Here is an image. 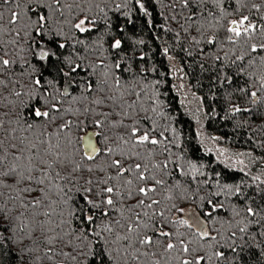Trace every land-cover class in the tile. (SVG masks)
<instances>
[{
	"label": "snow or ice",
	"instance_id": "obj_1",
	"mask_svg": "<svg viewBox=\"0 0 264 264\" xmlns=\"http://www.w3.org/2000/svg\"><path fill=\"white\" fill-rule=\"evenodd\" d=\"M227 3L0 0V264H264V0ZM173 43L222 53L247 149L172 152Z\"/></svg>",
	"mask_w": 264,
	"mask_h": 264
},
{
	"label": "trees",
	"instance_id": "obj_2",
	"mask_svg": "<svg viewBox=\"0 0 264 264\" xmlns=\"http://www.w3.org/2000/svg\"><path fill=\"white\" fill-rule=\"evenodd\" d=\"M117 2H122V0H117ZM167 3V0H161V4L157 6L156 10L163 12L165 15L169 14V9L163 7V4ZM114 7V5H113ZM235 3L228 5L226 0V11L232 12L233 8H235ZM245 14L247 10H244ZM264 14V9L261 10V13L257 14L253 11L251 15L253 16V22H258L256 19L259 15ZM109 16H112V13H109ZM235 18L232 15H228L226 19ZM163 22L162 18L161 21ZM226 20L222 19L221 23H225ZM173 27H175L174 22L169 21ZM139 21L136 25H131V28L138 27ZM196 33L193 32V35ZM211 34V33H209ZM148 33L144 31V38H148ZM218 40L220 42L223 41V37L225 35L223 28L219 31L215 32ZM183 36V33H182ZM169 42H172L171 34H168ZM185 45H176L173 43V49H170V53L175 57L172 61H166L164 57H157V63H168L171 66L177 65L188 79V82L192 86V88L199 94L202 104L204 106L205 118H204V127L208 132L213 134H217L221 137L225 143L230 146L239 149H247L249 147L248 144L245 143L247 139V134L256 135L259 138L258 134L251 133V128H237L235 125L239 122L245 121V116L243 114L232 115L229 109V97L228 93L231 91L227 84L221 87L219 81H217L212 71L210 70V65L213 64V61L210 59V54H220L218 50L213 48V46H209L206 44H201L199 47L205 49L203 53H201L198 47L194 44H187L186 47L192 51V55L188 56L185 52L180 51L181 47ZM228 47V45H225ZM201 64H203V68H201ZM152 77H149L151 79ZM171 86V90L168 92L165 97L166 102L171 100L173 108L178 107L179 114H183L182 120L177 124L176 121H173V126L178 127L180 131V139L178 142V146L172 147V152L183 155L185 160H190L193 163H203L205 165L208 164L210 160H214L215 154L207 153L203 150V145L200 144V140L197 134V127L194 118L192 115L186 110L184 105L177 104V97L180 99V94L175 85L174 76H170L167 78V84L165 87ZM181 100V99H180ZM238 98L234 95L231 98V103H236ZM239 103L242 105L245 104V101L239 100ZM159 123L161 125L168 123L165 119H159ZM256 125L253 124L252 127ZM167 134V133H166ZM254 147V146H253ZM259 150H257L258 152ZM163 158V157H158ZM175 158V157H173ZM212 169L216 171H220L222 169V165L219 163H213ZM255 170V168L253 169ZM205 171H211V169L206 168ZM251 191V189L249 190Z\"/></svg>",
	"mask_w": 264,
	"mask_h": 264
},
{
	"label": "rangeland",
	"instance_id": "obj_3",
	"mask_svg": "<svg viewBox=\"0 0 264 264\" xmlns=\"http://www.w3.org/2000/svg\"><path fill=\"white\" fill-rule=\"evenodd\" d=\"M175 69H177L176 75L174 76L175 79V85L176 88L180 94V99L184 100V107L186 110L192 115V117L195 120L196 127H197V134L202 132L206 138L205 143L209 148H213V153L216 155L214 149L216 147H226L229 148L232 151H244L243 149L235 148L233 146L228 145L224 142V140L221 138L220 140L213 143L211 140L207 139L211 136H217V134H213L211 132H208L204 127V118H205V112H204V106L202 104L199 94L192 88L190 83L188 82V79L184 75L182 71H179L180 68L175 65ZM180 85H183L181 88ZM199 109V111H198ZM198 138L200 140V136L198 135ZM255 172V170H253Z\"/></svg>",
	"mask_w": 264,
	"mask_h": 264
}]
</instances>
